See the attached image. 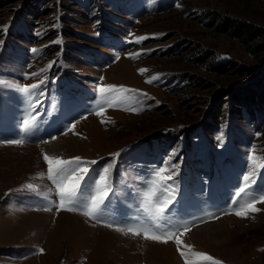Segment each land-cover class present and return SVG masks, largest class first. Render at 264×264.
<instances>
[{
    "label": "rangeland",
    "instance_id": "374dc122",
    "mask_svg": "<svg viewBox=\"0 0 264 264\" xmlns=\"http://www.w3.org/2000/svg\"><path fill=\"white\" fill-rule=\"evenodd\" d=\"M241 20L264 32V0H0V110L20 115L32 90L22 88L40 84L38 110L63 124L39 134L37 120L19 139V118L0 114V156L24 157L15 169L0 163V264H213L197 252L220 264H264V202L246 218L235 215L264 194V33H243ZM109 84L135 91L102 97L97 86ZM98 102L103 116L95 115ZM52 135L66 140L60 151L26 147ZM15 138L24 145L7 143ZM44 154L97 162L78 211L55 205ZM105 168L108 199L125 203L121 225L83 215ZM160 168L172 175L166 185L175 195L153 220L147 194L155 188L152 203L164 198L153 184ZM250 173L254 183L237 197ZM149 221L158 235L209 229L179 249L174 239L126 231Z\"/></svg>",
    "mask_w": 264,
    "mask_h": 264
},
{
    "label": "snow or ice",
    "instance_id": "6c2138e0",
    "mask_svg": "<svg viewBox=\"0 0 264 264\" xmlns=\"http://www.w3.org/2000/svg\"><path fill=\"white\" fill-rule=\"evenodd\" d=\"M145 39V37L137 38V42ZM36 50L33 49V52ZM139 53L130 54L129 58H136ZM119 59V57H117ZM51 67V64L48 66ZM47 69H41V72L46 71ZM140 73L143 74L146 72V69H139ZM32 76H36L37 73H32ZM103 79V78H101ZM158 79V77L153 76L150 80L146 81L147 83H152L154 80ZM40 83H43L41 81ZM19 87V86H18ZM40 84H32L30 86H24L22 91L28 92L30 89L39 88ZM97 91L103 97L107 93H126L129 91H135L127 89L123 86L117 87L115 85H106V86H97ZM112 106V105H109ZM99 110L95 112L97 116H103L104 114V106L102 103L98 102ZM131 111H137L136 108L129 109ZM86 118V117H85ZM104 123L105 121H101ZM31 121H25V126L27 127ZM75 124L69 126L68 131H74ZM56 137H52V140H55ZM25 141L24 140H10L7 141L9 144L13 145H21ZM48 143V141H45ZM44 161L48 166V179L51 180L57 188L59 204L58 208L60 210L67 211H78L79 207L77 205V196L79 193L85 191V188L82 187V184L86 183L85 178L90 171V165L97 163L96 161H84L81 157H75L71 160L61 159L55 156H50L48 154H44ZM109 169L105 168L103 170V175L100 176L99 181H93L92 183L95 185V195L91 197V202L88 205H85V211H83V215L91 217L93 219H97L96 212L105 204L106 199L109 197L110 188L107 186V173ZM166 168H160L156 171V179L153 181V184L162 189V195L164 198L162 200L156 199L154 203H152L153 199L156 197V189L154 188L147 194V200L149 202V210L152 212V219L156 220L160 216L163 215L165 209L173 202L175 189L166 185L167 180L172 179L171 174L165 175ZM43 173H40V176H43ZM244 186L239 189V192L236 193L237 197H239L243 192L248 190L252 183H254V173H250L243 177ZM27 188H33L32 184L26 185ZM87 187L91 188L92 184H88ZM264 202V194H260L258 198H253L250 202L242 204L239 208L235 209V215L238 217L246 218L249 212H258L260 209L256 207L257 202ZM234 203L239 204V200ZM108 227H113V225H106ZM119 231H125L124 229L117 228ZM129 233H132L135 236L141 235V232L144 234L145 239L159 241L167 243L169 240H175V243L179 247L183 244L182 236L189 231L187 227L183 229V231H167L166 233L156 234L154 232H150L149 229H141V228H133L129 227L126 230ZM42 251V250H41ZM182 256L187 255L185 252H181ZM192 255L200 256L204 260L212 261L213 264H220L219 261H213L211 256H207L203 253H192ZM191 264V262H189Z\"/></svg>",
    "mask_w": 264,
    "mask_h": 264
},
{
    "label": "bare ground",
    "instance_id": "6f19581e",
    "mask_svg": "<svg viewBox=\"0 0 264 264\" xmlns=\"http://www.w3.org/2000/svg\"><path fill=\"white\" fill-rule=\"evenodd\" d=\"M14 101V100H12ZM16 110V109H14ZM23 110V109H22ZM67 110V109H66ZM16 112V111H15ZM9 114H11V116H17L18 119V126H17V132H16V135L19 136V126H20V120H21V115L22 113H20V115L18 113H14V111L12 110H9L8 112ZM75 113V110L72 111V114ZM68 116V111H66V115H65V118H67ZM15 118V117H14ZM10 126V125H9ZM14 130V129H13ZM25 134V133H24ZM27 134V133H26ZM49 135V134H48ZM27 136V135H26ZM52 137H56L55 140H52ZM45 141H48V143H45ZM35 142V141H34ZM34 142H31V143H28L30 144L29 146H26V147H33L31 145H35V147H38L39 149H42L40 151L42 152H46V153H55L57 151H60L62 148H64V146H66L67 142L66 140L63 142V138L61 135H52L50 137H45L44 139H38V142L34 144ZM33 143V144H32ZM9 145V144H8ZM24 145V144H23ZM27 145V144H25ZM8 147V146H7ZM25 147V146H24ZM28 148L26 149H23L24 150H27ZM33 157V156H32ZM23 154H19L17 153V157H14L13 155L12 156H0V163L3 165V168L6 170V169H11V167H13V169H15L18 165L20 166L23 162ZM40 159V156L38 157L37 161ZM26 161V160H25ZM20 163V164H18ZM0 164V165H1ZM2 170V169H1ZM20 170V169H19ZM12 171V170H11ZM21 171V170H20ZM11 173V172H10ZM17 175V174H16ZM15 175V176H16ZM10 177V176H9ZM7 179V178H6ZM228 188V187H227ZM219 191V190H218ZM227 195V194H226ZM207 198V197H206ZM231 197L229 196L228 200L230 199ZM209 199V198H208ZM227 200V202L225 203V207L227 206V203H229ZM130 201V200H129ZM205 201V200H203ZM232 201V199H231ZM128 202V201H127ZM220 202V201H218ZM234 202V201H233ZM231 204V203H230ZM236 204V203H235ZM234 206V204H233ZM210 223V222H209ZM193 224V223H192ZM195 226L192 227L188 232H186L181 238L182 239H185L186 237H189L190 239L192 240H195L198 238V234H199V231L200 230H208L209 228H205L201 225H197V224H194ZM106 227V226H105ZM111 228V227H110ZM183 231V230H181ZM111 242V241H110ZM122 242V240H121ZM112 243V242H111ZM151 245H155V244H151ZM152 248H156L155 247H152ZM156 252H160V251H156Z\"/></svg>",
    "mask_w": 264,
    "mask_h": 264
},
{
    "label": "trees",
    "instance_id": "16d2710c",
    "mask_svg": "<svg viewBox=\"0 0 264 264\" xmlns=\"http://www.w3.org/2000/svg\"><path fill=\"white\" fill-rule=\"evenodd\" d=\"M239 23H238L239 24L238 28H239V30L243 31V33H247L249 35L254 34V33L258 34V35L260 33H264V32H261V30H259V29H258L259 31L256 30V28L254 27V24L249 22V21L247 22V21L241 20ZM259 50H264V46L260 47ZM258 89H261V87H259ZM263 94H264V92H263ZM242 97H245L246 99L247 98L254 99L255 98L254 91H250V90L246 91V90H244V92L242 93ZM255 100H257V99H255ZM261 104H264V102L261 101Z\"/></svg>",
    "mask_w": 264,
    "mask_h": 264
}]
</instances>
